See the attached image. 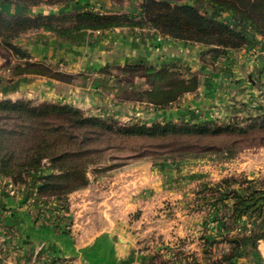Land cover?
Listing matches in <instances>:
<instances>
[{"label":"trees","instance_id":"1","mask_svg":"<svg viewBox=\"0 0 264 264\" xmlns=\"http://www.w3.org/2000/svg\"><path fill=\"white\" fill-rule=\"evenodd\" d=\"M80 0H0L5 8H66L75 6ZM75 13L43 14L30 16H5L0 12V48L19 59L26 60L12 69V78L38 76L67 84L75 77L65 75L49 65L33 62L30 54L17 43L31 32H45L63 39H71L84 32H113L117 29L153 30L155 34L189 42L201 47L200 56L205 62H218L231 52L247 45L246 36L231 27V22L243 25L257 38L264 41V0H142L138 14L109 15L97 13L91 5ZM212 10L213 15H209ZM226 15L227 21L220 16ZM113 74L109 69L102 71L106 80L113 81L114 93L121 101L147 103L155 111L172 108L184 95L195 93L200 87L197 75L186 79L171 65L160 68L145 65H128ZM124 76H132L131 82ZM105 79V78H104ZM1 80V79H0ZM123 84V85H122ZM135 84L134 87L130 85ZM147 85L148 87H142ZM122 86L130 88L123 89ZM264 128V119L257 121ZM254 124L250 129L254 128ZM213 124L188 125L175 123H153L152 125H120L115 121L87 117L72 106L42 104L36 106L29 101H0V174L15 185L25 184L26 177L39 173L45 161H49L56 173L40 180L32 179L29 186L39 183L38 204L44 202L43 195L68 196L89 185L87 177L91 165L98 164L97 158L114 147L104 145L114 139L160 140L183 134H207L228 136L247 133L237 125L214 128ZM236 141H232V145ZM185 150V149H180ZM214 147L201 148L197 155H176L180 162L198 160L203 154L213 153ZM153 154V153H152ZM149 151L135 153L134 158L159 161ZM210 155V154H209ZM167 161L168 159H161ZM116 167V166H114ZM239 191L227 192L241 182L235 177H225L215 184H204L198 192L202 206L218 207L225 228L237 225L246 218L264 216V180L259 188L253 184ZM254 189V190H253ZM210 192V195L207 194ZM234 198L231 204L229 201ZM201 208V207H199ZM4 218L0 216V227ZM264 239V232L234 237L230 241L227 255L255 248Z\"/></svg>","mask_w":264,"mask_h":264},{"label":"crops","instance_id":"2","mask_svg":"<svg viewBox=\"0 0 264 264\" xmlns=\"http://www.w3.org/2000/svg\"><path fill=\"white\" fill-rule=\"evenodd\" d=\"M140 2L141 0H80L74 7L91 5L102 14L136 15ZM24 9V15L59 11L57 7L50 8L49 12L45 8L35 11ZM230 24L235 30L249 36L247 45L218 62L209 61V64L201 62L200 46L164 38L149 31H85L70 40L41 35L39 41L28 47L32 59L52 63L59 67L58 70L62 69L76 80L69 85L34 76L28 78L27 82L32 91L41 92L43 96L52 94L68 102L76 99L82 104L97 105L105 109L109 104L117 111H124L126 115L147 109L151 115L168 121L222 123L233 113L260 114L264 106V41L251 36L246 27L233 22ZM140 64L156 68L163 65H171L175 69L184 68L189 76L199 75L201 85L195 93L180 98L172 108L157 112L152 111L145 102L121 101L116 98L113 90L105 91L106 84L112 85L113 81L103 78L104 69L113 71ZM22 81L24 79L16 80L15 84ZM217 162L215 156L209 157L210 177H217L219 174L215 170ZM197 172L198 168H191L188 164L179 166L147 162L114 174L104 188L95 186L73 194V209L76 208L77 214L76 229L79 232L74 239L59 233L46 222L37 223L32 215L19 208V204L13 200H10L13 207L4 218L13 227V231H18L19 244L30 243L35 252L32 251L34 254L30 255L32 259L40 256L39 250L43 248L51 259H75L76 264H147L151 255L139 250L141 237L158 230L159 239L167 242L170 233L174 235L179 231L181 234L183 229L196 233L197 226L207 225L198 221V216H188L183 209L166 219L171 209L163 205L167 197H172V191L167 192L168 183L171 184L184 173ZM102 182H97V185H102ZM138 211L142 212L143 218L135 220L133 214ZM20 257L21 255H12L9 260L13 264H20ZM2 261L8 264L0 255V264H3Z\"/></svg>","mask_w":264,"mask_h":264},{"label":"rangeland","instance_id":"3","mask_svg":"<svg viewBox=\"0 0 264 264\" xmlns=\"http://www.w3.org/2000/svg\"><path fill=\"white\" fill-rule=\"evenodd\" d=\"M69 8L71 9L68 10ZM58 9V13H75L76 11L85 10L83 7L75 8L74 6ZM45 10H48L49 12L50 8H45ZM24 11H26L24 8L16 7L6 9L4 8L3 4L1 5L0 2V12L5 16H30L24 15ZM96 12L100 13L99 11ZM209 15H213L212 10L209 11ZM223 17H225V19ZM226 17V15L220 16L223 21L228 20ZM135 30L155 33L153 30ZM249 34L255 37L250 31ZM41 35L43 36L50 34L45 32H31L22 37L17 43L24 49L26 53L29 54V45L33 42L36 43L37 40L39 41V37ZM245 36L248 43L249 36ZM25 61L26 60L19 59L10 52L0 48V101H29L36 106L42 104L69 105L81 110L87 117H97L112 120L124 126H132L134 124L152 125L153 123H175L193 126L204 124L209 125L210 123L213 124V126H211L213 127L212 129L217 127L225 128L231 125H237L243 129H250L254 124H256L257 121L264 119V106L260 114H253L250 112L238 114V112L235 114L233 113L230 117L223 120L222 123H219L218 121H199L195 123L184 120L168 121L164 118L158 119L154 115H151V112H149L147 109L139 113L132 112L126 115L124 111H117L115 107L110 106L109 104H107L105 109V107L101 108L97 105L82 104L80 101H76V99L74 101L68 102L52 94L49 96H43L41 95V92L39 93L30 89V83L27 82V79L34 76H20L12 78L11 74L13 67L18 64H24ZM32 61L40 62L34 61L33 59ZM201 62H203L202 59ZM40 63L49 65L51 68L64 73L65 75L72 76L62 69L58 70L57 68L59 67H56V65L52 63H46L42 61ZM204 63L209 64V61H204ZM174 70L183 74L186 79L191 77L184 68L177 67L176 69L174 68ZM112 73L119 74L117 69H114ZM197 76L200 80V76ZM124 77H126V79L131 82L136 81L132 76ZM103 78L106 80L105 76H103ZM19 79H24V81L15 84V81ZM20 84L21 87L19 86ZM14 86H19L18 88L20 89L14 88ZM134 86L135 84L130 85V87ZM122 87L123 89H126L127 87L130 88L129 86ZM142 87L145 88L148 86L144 85ZM104 88L107 92H111L113 90V92L119 93L121 91L118 89V87L113 88V85L111 84H106ZM149 107L152 109V111L157 112L152 106L149 105ZM232 141H236L234 145H232ZM104 145H111L114 148L105 155L103 154V156L98 157V164L91 165L89 167L87 172L89 185L85 189L90 187L94 188L95 186L98 188L103 186L104 188L105 184L108 183L114 174L147 162L165 163L179 166L188 164L191 168H198V172L196 174L184 173L178 178L174 179L171 184H167V192L172 191V194H170L172 197H167V200H165L163 205L165 208L171 209L166 219L171 218L172 215H176L178 211L181 212L180 209H183L187 211L188 216H198L197 220L203 221L207 225H205V227L197 226V228H195L196 233L184 231V229L182 230L181 234H179V231H176L174 235L170 233L169 238H167V242L165 239H162L163 241L159 239V236H157L158 230H155L151 233L149 232V234H147L145 237L143 236V238L141 237V242L138 245L139 250L144 251V253H147V255H151V258L147 264H264V239L260 240L255 248H247L237 251L235 255H227L231 248L229 243L234 237H242L245 235L250 236L254 233L264 232V216L257 218H246L237 225H231L228 228H225V223L218 207H211L209 205L202 206L204 202L199 199L200 196L198 194V192L203 189L204 184H215L220 182L225 177L238 178L242 184L241 186H233L227 192L239 191L240 194H242V189L249 187L247 182L253 184L254 187H260L259 182L264 180V128H261L259 124H256L255 127L247 131V133L234 135L231 138L221 135L213 137L209 135V133L204 135L181 134L168 138H162L160 140H128L126 138L122 140L118 138L109 141L108 143L104 142ZM210 147H214L216 151H213V153L203 154L205 157L199 158L198 160L180 162L174 158L176 155L182 154L194 156L199 153L201 148ZM142 151H149L151 154L153 153L152 156L154 159H159V161L157 160L153 162L149 160L147 161V159H138L133 157L135 153ZM211 156H215L218 160V162L215 164V170L219 172L217 177L209 176V157ZM163 158L168 160L162 161L161 159ZM53 173H56V171L53 169L49 161H45L43 168L39 173L30 174L25 178V184L15 185L9 180V178L0 174V216L4 218L5 214L11 210L10 208L13 207V202L10 200H13L19 204V208L21 207L29 215H32L37 223L46 222L59 233L68 235L73 239L77 238L79 235L78 229H76L77 214L75 210L76 208L73 209L72 195L85 189L73 192L68 196L50 197L43 195L42 199L44 202L38 204L37 200L38 197H40L38 194L39 183L29 186V182L32 179L40 180L43 177ZM222 175L224 176L222 177ZM99 181H103V184L97 185V182ZM205 195L209 196L210 192ZM229 202L232 204L234 202V198L232 197ZM142 218V212L138 211L133 214V219L135 220H140ZM159 231H162V229ZM17 232L18 231L15 230L13 231V227L11 228V226L5 222L4 218V224L0 227V255L8 264H13V261L9 260L12 255H21L20 264H76L75 259H51L45 253L43 248L39 250L40 256H38L36 259L30 258V255H33L35 252L33 251V248L30 247L29 242L19 244L17 241V238L19 237ZM140 232L141 228L139 229V233ZM42 250L44 251L43 253ZM2 263L4 264L3 261Z\"/></svg>","mask_w":264,"mask_h":264}]
</instances>
